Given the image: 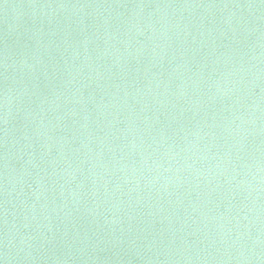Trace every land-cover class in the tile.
I'll use <instances>...</instances> for the list:
<instances>
[{"label":"water","instance_id":"water-1","mask_svg":"<svg viewBox=\"0 0 264 264\" xmlns=\"http://www.w3.org/2000/svg\"><path fill=\"white\" fill-rule=\"evenodd\" d=\"M0 264H264V0H0Z\"/></svg>","mask_w":264,"mask_h":264}]
</instances>
